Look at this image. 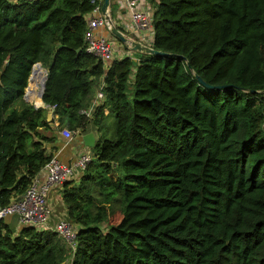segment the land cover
I'll return each instance as SVG.
<instances>
[{
  "label": "trees",
  "instance_id": "trees-1",
  "mask_svg": "<svg viewBox=\"0 0 264 264\" xmlns=\"http://www.w3.org/2000/svg\"><path fill=\"white\" fill-rule=\"evenodd\" d=\"M149 2L168 55L105 67L84 50L89 0H0V204L50 159L55 129L99 134L59 187L74 248L1 219L0 264H264V0ZM34 63L56 126L23 100Z\"/></svg>",
  "mask_w": 264,
  "mask_h": 264
},
{
  "label": "built area",
  "instance_id": "built-area-1",
  "mask_svg": "<svg viewBox=\"0 0 264 264\" xmlns=\"http://www.w3.org/2000/svg\"><path fill=\"white\" fill-rule=\"evenodd\" d=\"M15 1V0H14ZM102 0H89L92 4L91 11L86 15V29L84 32L85 46L84 50L97 56L103 65L113 59H121L129 57L135 59L129 46L120 43L108 32V26L104 17L100 13V4ZM147 0H119L115 3L116 10L114 12L116 23L109 18L112 24L122 34L129 39L139 42L141 45L152 46V9ZM26 97V93H25ZM101 85L95 92L94 99L90 102L87 109L81 112L88 117L93 107L102 99ZM35 106V104H33ZM40 107V106H39ZM42 107L51 111L54 105H45ZM54 126L57 123L53 122ZM58 133L66 141L69 142L75 136L80 134L79 130H69L67 128H59ZM92 158L89 147L83 149L69 163L60 161L56 155H52L50 159L44 163L40 170L31 178L24 192L14 198H10L6 204H0V220L7 216H15L16 224L20 227L31 226L37 230H51L57 236L63 239L71 249L74 248L75 227L64 217H57L50 224L51 207L47 199V195L55 187L67 180L75 179L85 168L86 164Z\"/></svg>",
  "mask_w": 264,
  "mask_h": 264
},
{
  "label": "crops",
  "instance_id": "crops-1",
  "mask_svg": "<svg viewBox=\"0 0 264 264\" xmlns=\"http://www.w3.org/2000/svg\"><path fill=\"white\" fill-rule=\"evenodd\" d=\"M11 1H14V0H11ZM117 1H119V0H109L110 3H112V2L116 3ZM146 2H147V4H150V6L152 8V4L149 2V0H147ZM108 13H109V6H108ZM98 82H100V78L98 79ZM23 100L26 102L34 104L31 100H27L24 98H23ZM40 101L41 100L39 98V102ZM37 104H35V105H37ZM106 112H107L106 109H104V113H106ZM54 118L55 117L52 115L51 119L54 120ZM52 126H54L53 123H52ZM54 132L56 135V140L52 144L54 146H56V148L53 151L52 155L53 154L56 155V157L60 161L65 162V163H69L71 160H73V158L76 156V154L78 152H80L83 149V147H85L84 145L81 144L80 136L82 134L87 133V132H91L93 137H94V140H96L98 138V135H99L98 132L92 127V128H88L87 131L80 133L78 136H75L74 138H72L71 141L66 142L60 136V134L58 133V130L55 129ZM47 199H48V202H49L50 207H51V217H50L49 223L52 224L56 220L57 217L65 216V208H64V205L61 201V197H60V193H59V187H55L52 190H50V192L47 195ZM4 221L6 223H8V226L11 230H13L15 232L19 230L20 226H18L16 224L15 216H7L6 218H4ZM62 264H69V260H65Z\"/></svg>",
  "mask_w": 264,
  "mask_h": 264
},
{
  "label": "water",
  "instance_id": "water-1",
  "mask_svg": "<svg viewBox=\"0 0 264 264\" xmlns=\"http://www.w3.org/2000/svg\"><path fill=\"white\" fill-rule=\"evenodd\" d=\"M108 6H109V0H102L101 1V4H100V13L101 15L104 17V20L108 26V32L114 37L116 38L120 43H124L126 45L129 46L130 50L132 51H136V52H140V53H144V54H155V55H161V56H165V55H168V53L166 52H162V51H158L152 47H147V46H144V45H141L139 42L137 41H134L132 39H129L128 37H126L124 34H122L118 29H116V27L112 24L110 18H109V15H108ZM37 67H40V64L39 63H34L32 65V68H31V71H30V74L28 76V79H27V82L30 80V77H31V74L33 72V69L37 68ZM43 82H42V85H41V89H40V94H39V98L41 100V95H42V92H43V86H44V81H45V78H46V69H44V77H43ZM195 78L201 83L203 84L204 86L206 87H214V88H219V87H222V86H212V85H208L206 83H204L199 76L195 75ZM26 88V87H25ZM25 89H24V93H23V98H25ZM252 92V90L250 91ZM43 105V102L40 101L37 105H35V107H42ZM51 111L48 110L46 112V121H50L51 119ZM80 139H81V144L86 146V147H89V148H92L95 144V140H94V137L92 135L91 132H87V133H84L80 136Z\"/></svg>",
  "mask_w": 264,
  "mask_h": 264
},
{
  "label": "bare ground",
  "instance_id": "bare-ground-1",
  "mask_svg": "<svg viewBox=\"0 0 264 264\" xmlns=\"http://www.w3.org/2000/svg\"><path fill=\"white\" fill-rule=\"evenodd\" d=\"M43 77L44 70H42V68L40 69V67H37L33 69L30 80L27 82L28 84L25 88V98L27 100H31L34 104H37L39 102L40 89L44 79ZM30 87L32 89H30Z\"/></svg>",
  "mask_w": 264,
  "mask_h": 264
},
{
  "label": "rangeland",
  "instance_id": "rangeland-1",
  "mask_svg": "<svg viewBox=\"0 0 264 264\" xmlns=\"http://www.w3.org/2000/svg\"><path fill=\"white\" fill-rule=\"evenodd\" d=\"M110 16H111V19L116 23V25H117V22H116V19H115V15H114V13H111L110 14ZM42 68V70H44V67H41L40 66V69ZM28 84V83H27ZM103 123H104V133H105V135L106 136H110V135H112L113 134V130H114V122H113V118L111 117V116H109V117H106L105 119H104V121H103ZM91 149L92 148H89V151L92 153V151H91ZM62 217H64L65 218V216H62Z\"/></svg>",
  "mask_w": 264,
  "mask_h": 264
}]
</instances>
